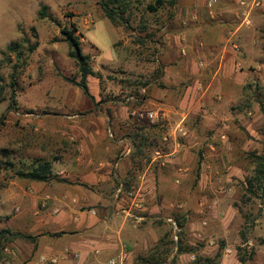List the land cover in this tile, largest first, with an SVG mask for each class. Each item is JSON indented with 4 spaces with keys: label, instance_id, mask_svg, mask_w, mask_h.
<instances>
[{
    "label": "rangeland",
    "instance_id": "obj_1",
    "mask_svg": "<svg viewBox=\"0 0 264 264\" xmlns=\"http://www.w3.org/2000/svg\"><path fill=\"white\" fill-rule=\"evenodd\" d=\"M154 1L135 0L129 27L111 22L98 0H0L6 97L0 102V229L36 236L34 242H1L0 264H90L91 254L100 256L96 264L120 261L122 255L123 264H143L141 257L161 239L170 249L168 262L176 252L171 242L182 241L187 248L210 245L208 255L198 252L195 264L208 259L221 264L227 246L247 264H264V196L253 197L244 188L254 174L249 153L264 147V0L254 7L247 0L243 9L238 1L220 9L218 2L209 8V0H196L192 11L201 4L200 11L211 17L201 36L185 24L189 11L181 0L151 12L147 6ZM73 27L96 72L87 77L91 96L76 84L81 73L62 33ZM13 41L23 42L22 60L7 51ZM226 46L242 62L247 75L242 82L213 81L202 72L206 63L213 72L218 69ZM139 111H153L158 118L141 119L134 114ZM179 126L186 136H180ZM91 127L97 129L94 139L88 135ZM208 143L218 145L205 147ZM204 153L215 158L218 178L229 179H218V192L199 197V172L193 167ZM126 156L133 161L128 174H109L95 197L87 158ZM36 158L51 161L54 173L73 183L45 182L42 191L18 177ZM151 163L156 190L141 195V176ZM99 167L104 174L105 166ZM50 191L65 197L63 202L51 205ZM258 191L264 195V187ZM217 202L232 203L242 217L239 230H229L228 242L218 224L224 214L214 207ZM177 218L183 228L175 229ZM190 222L208 229L202 240L193 239ZM92 224L100 229L91 233ZM89 236L109 241L93 245Z\"/></svg>",
    "mask_w": 264,
    "mask_h": 264
},
{
    "label": "crops",
    "instance_id": "obj_2",
    "mask_svg": "<svg viewBox=\"0 0 264 264\" xmlns=\"http://www.w3.org/2000/svg\"><path fill=\"white\" fill-rule=\"evenodd\" d=\"M235 1H238L240 4L243 1H247V0H215V3L218 2L220 9L222 7H224V4L227 6L229 5V3H233ZM252 1V0H251ZM262 2V0H260ZM220 2V3H219ZM198 3L196 2V0H181V5L183 8V10L186 8V10L189 11V13L186 14V19L184 20L185 24H188L189 27L193 30H197L199 32V36H201V32H204V26H209L211 21V17H207L206 15L204 16V14L200 11L201 10V4H198L197 8H196V12H193L192 9L194 7V4ZM251 3V2H250ZM183 4V5H182ZM261 4V3H260ZM242 5V4H241ZM243 5L242 7H239L240 9H243ZM217 8V5H216ZM185 10V11H186ZM191 11V12H190ZM217 12V11H216ZM214 20V19H212ZM232 32V31H229ZM224 35L228 34V30L223 31ZM222 57L219 63H217V67L218 69L213 72V70L211 69V67H209L208 63H206V68L205 70H202V72L207 73L208 76H211L213 81L217 80L219 82H242V80L247 76L246 75V71L243 67H240V65L242 64V62L240 63L238 61V57L234 54L233 50L230 49V46H226L224 49H222ZM218 60V59H217ZM238 61V63H237ZM199 70V69H198ZM201 70V69H200ZM208 70H211L210 72ZM92 130L97 131V129L91 127L88 131V135L90 137V139H94L95 135L92 134ZM194 144L193 140H190L187 143L186 146V151L188 150L192 145ZM218 145V144H217ZM216 145V146H217ZM214 145V143H208L206 144L205 147H216ZM191 149V148H190ZM192 151V150H191ZM205 155V153L203 154ZM169 154L166 155V157H168ZM210 158V159H207ZM79 160V162L82 164L84 163V158H77ZM169 158H167L168 160ZM86 160V159H85ZM201 161L198 166L197 164H194L193 169L196 168V172H199V183H200V187L198 188V192L197 195L199 197H206V196H210L215 192H218V189L215 188V184H217L218 181V175H216L214 173L213 170V165L215 163V158L213 157H205L202 160H198ZM154 162V161H152ZM88 164V170L89 171V176H88V180H90V182H92L94 184L93 188V195L99 196L101 195L98 192V189L102 188V185L105 184L107 182V180H110L109 174H115V176L117 177H125L128 172H129V168L128 165L132 164L133 161L131 160V158L129 157H124V158H120V159H116L115 157H110L109 159H107L106 161H100L97 158H93V157H89L87 158V161L85 162V164ZM100 166H105V172L104 174L101 173L100 171ZM153 163H151L147 169L143 172V176H141V185L139 188V194L143 195L146 194L152 190H156L155 188V180L157 178V172H155V169L152 168ZM131 169V168H130ZM210 169V170H209ZM62 173H65L66 175L69 174L68 171L62 170ZM88 175V174H87ZM229 177V176H227ZM224 177L221 178L219 180H227L229 178ZM34 183L33 186L37 187V188H41L42 191H44L45 189V184H49V183H45V182H41V181H33ZM154 187V188H153ZM222 188V187H220ZM92 190V189H91ZM117 191H121V188H118ZM49 194H52V199L50 198L49 195V202L51 205H54L57 203L59 204L60 201L57 200H61L60 198L62 197H58L55 193L56 191L53 192H47ZM118 193H116L117 195ZM65 199L62 198V202ZM203 203V202H202ZM218 204V202H217ZM214 207H216V209L218 211H221V213L224 214V216L220 217V223L219 226L221 227V232L223 233V235L225 236V238H227V242L229 241V237L227 234H229V230L233 229L234 227H236L235 231L239 230L240 226L242 225L243 221H242V217L240 216V214L238 213L237 209L233 206V204H228V203H219L218 206L215 205ZM94 222V219H93ZM206 223V222H205ZM214 223H217L216 221ZM189 228H190V234L193 235V239L194 240H202V238L204 237L203 235L206 233V231H208L207 228H204L202 226H196L194 225L193 222L188 223ZM93 226V227H92ZM91 227H89V231L91 233L93 232H97L100 227L98 225H94L92 224ZM199 228V231H198ZM92 235V234H90ZM98 235V234H97ZM94 235V236H97ZM89 244H95V245H105L109 240L108 238L105 239L106 241H102L101 240H97V238H94L93 236H89ZM145 241L148 239H144ZM197 240V241H198ZM112 242H109L108 244L110 245ZM214 242H211V244H213ZM192 244V243H190ZM195 244V243H194ZM112 248V247H109ZM192 249L191 252H184V253H180V254H176L173 253L170 257V259L172 257H175L176 261L178 264H195V260L196 258H199L198 256V252L200 254H204V255H208L207 251L210 249V245H204L203 243H199L197 247H192L190 248ZM83 255V254H82ZM100 258V256H97L95 254H91V257L89 258V261L91 259H93V261L90 264H96V260H98ZM63 264H67V263H63ZM197 264V263H196ZM221 264H241L240 261L238 260L236 253H235V248L232 247H228L225 249L224 248V254H223V258H222V262Z\"/></svg>",
    "mask_w": 264,
    "mask_h": 264
},
{
    "label": "trees",
    "instance_id": "obj_3",
    "mask_svg": "<svg viewBox=\"0 0 264 264\" xmlns=\"http://www.w3.org/2000/svg\"><path fill=\"white\" fill-rule=\"evenodd\" d=\"M138 2L140 0H137ZM100 6L102 7L105 16L115 24H125L127 26H132L133 19V8L135 6V0H98ZM179 0H155L154 2H150L147 6L148 10L151 12H158L160 9L167 7L168 5L174 8L178 4ZM46 7H44L40 11V16L45 17ZM143 31L147 29V21L144 19L141 20L140 23ZM34 28V27H33ZM77 28H64L62 33L66 35V41L69 43L71 51L70 56L75 58L76 63L79 67L81 73V80L76 84L80 85L84 92L90 95L89 87L87 84V77L89 75L96 76V72L90 64V55L86 54L82 50V42L78 35H76ZM150 36V34H149ZM23 41L25 43L29 42L27 38H24ZM144 41V38L140 40ZM23 46V42L13 41L7 46V51L16 53L18 60H22V51L20 48ZM38 46V43H34L29 45V51H34ZM7 51H3L2 53L5 55L6 61L8 63H12L10 55L7 54ZM4 77L0 75V102L6 99L4 95L5 85L3 84ZM15 80H13V83ZM12 85L14 86V84ZM264 114V105L261 107ZM141 128V127H139ZM5 154L8 153V149H3ZM249 157L251 159V163L254 164V174L251 177H247L244 183V188L246 192L253 197L262 198L264 195H261L258 190H263L264 187V147L262 152L258 149H255L249 153ZM17 176L20 178L28 179L31 181H41V182H50L53 180L66 182L72 184V181H69L65 177H58L52 168V163L49 160H45L42 158H36L33 166L29 170H20L17 173ZM250 198L248 197L247 200ZM177 225L180 228L184 227L183 222L180 221L179 218L176 219ZM15 239H24L35 241L36 236L31 234H25L22 232H14L11 229H0V243L1 242H10ZM179 240V239H178ZM171 244L176 248V254L191 252L192 249L185 247L182 241H172ZM170 255V249L168 248V244L164 243L161 239L159 243H157L154 248L149 252L148 255L141 257L143 264H176V259L173 257L171 262H168V257ZM218 256H221L219 254ZM238 260L241 264H247V260L245 256H242L241 253H238ZM201 264V263H198ZM203 264H219L214 263L211 259H208L207 262Z\"/></svg>",
    "mask_w": 264,
    "mask_h": 264
},
{
    "label": "built area",
    "instance_id": "obj_4",
    "mask_svg": "<svg viewBox=\"0 0 264 264\" xmlns=\"http://www.w3.org/2000/svg\"><path fill=\"white\" fill-rule=\"evenodd\" d=\"M241 3L243 5L246 4L245 1H243ZM260 3H261L260 0H252L251 1L252 7L259 6ZM214 4H215V0H209L208 7L210 8ZM134 114L137 115L141 119L154 120V119L158 118L157 113H155L153 111H139L138 113L135 112ZM177 131L179 132L180 136H186L187 135V131H186L185 127L179 126V127H177ZM164 139H165V141H168L170 139V137H165ZM174 146H175L176 149H178V148H180L181 144L178 141H176V143L174 144ZM174 225H175V229H177L178 228V225L176 223H174ZM124 258H125V255H122V258H120L121 259L120 261H119L118 258H111V259H109L108 264H119V263L120 264H123Z\"/></svg>",
    "mask_w": 264,
    "mask_h": 264
}]
</instances>
